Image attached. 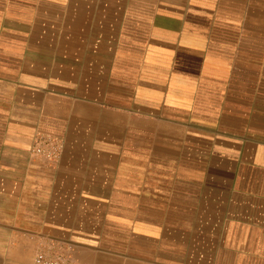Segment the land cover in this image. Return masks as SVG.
<instances>
[{"label":"crops","instance_id":"1","mask_svg":"<svg viewBox=\"0 0 264 264\" xmlns=\"http://www.w3.org/2000/svg\"><path fill=\"white\" fill-rule=\"evenodd\" d=\"M50 247L264 264V0H0V264Z\"/></svg>","mask_w":264,"mask_h":264},{"label":"built area","instance_id":"2","mask_svg":"<svg viewBox=\"0 0 264 264\" xmlns=\"http://www.w3.org/2000/svg\"><path fill=\"white\" fill-rule=\"evenodd\" d=\"M62 150L61 139L50 133L37 131L31 144V154L48 164H54L59 159ZM33 264H81L66 252H60L52 247L36 252Z\"/></svg>","mask_w":264,"mask_h":264}]
</instances>
